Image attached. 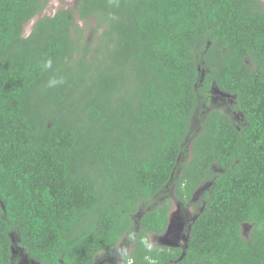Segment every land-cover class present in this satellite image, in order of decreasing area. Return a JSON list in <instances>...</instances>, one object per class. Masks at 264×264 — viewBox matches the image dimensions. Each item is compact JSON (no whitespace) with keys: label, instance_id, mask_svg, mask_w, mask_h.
<instances>
[{"label":"trees","instance_id":"16d2710c","mask_svg":"<svg viewBox=\"0 0 264 264\" xmlns=\"http://www.w3.org/2000/svg\"><path fill=\"white\" fill-rule=\"evenodd\" d=\"M48 5L0 0V264H264V0Z\"/></svg>","mask_w":264,"mask_h":264},{"label":"flooded vegetation","instance_id":"af4514ba","mask_svg":"<svg viewBox=\"0 0 264 264\" xmlns=\"http://www.w3.org/2000/svg\"><path fill=\"white\" fill-rule=\"evenodd\" d=\"M222 95H224V94H222ZM224 97H226V96L224 95ZM174 202H177L176 204L178 206L187 207V206H184V204L181 201L175 200ZM173 205H174V203H173ZM172 208H173V206H172ZM172 208H171V210L169 212V218L171 217ZM193 215H194V213H191V214L186 213V214H184L183 217H182L183 223L180 226L176 225L177 217L170 218V222H169L167 228L164 230L163 233H161V234H163V237L161 238V240L164 243H167V244L176 242V245L174 247H176V248H179V247L180 248L181 247L185 248L186 247V243H187V241L189 239L188 236H189V232H190V229H191L190 224H188V222H186V221L188 219H190V218H193L194 217ZM189 226H190V229H189ZM176 227H177V229L175 230ZM187 229H189V231L185 232ZM186 234H188L187 237H186ZM155 235H156V233H151L149 235L150 243H152V240H153ZM172 237H174V238L177 237L178 239L175 240ZM159 238H160V236L158 237V241H159ZM182 243H184V244H182ZM122 248L123 247H122V243H121L120 244V249H122ZM105 253H107V255L104 257V259H106L107 261L104 264H112L114 262H120V263L124 264L125 253L120 252L119 249H114L113 252L105 251ZM98 256H99V254H98ZM26 258H27V260H25L23 262L21 260V261L17 262L16 264H25V263L26 264H30L27 261L30 260V262H31L32 258H28L27 256H26ZM100 261H101V259L96 258V263L95 264H101ZM38 264H40V263H38Z\"/></svg>","mask_w":264,"mask_h":264},{"label":"rangeland","instance_id":"374dc122","mask_svg":"<svg viewBox=\"0 0 264 264\" xmlns=\"http://www.w3.org/2000/svg\"><path fill=\"white\" fill-rule=\"evenodd\" d=\"M75 0H64V1H60V0H49V5L47 7V9L44 11V13H47V14H53L55 13L58 9L60 8H66V7H70L71 5H73ZM35 19L32 20L29 24L26 25V28H25V35H28L31 30H32V25L34 23ZM217 99H220L219 96H216ZM221 101H222V106H224L225 108H227L228 106V102L226 100V97H221ZM221 101H217V103H221ZM177 202H174V205H173V208H172V213H171V217L170 218H175L177 217L176 219V225L177 226H180L182 223H183V215L188 213V214H191L194 212V209H193V206L190 205L188 207H182V206H178L176 204ZM196 215H194L193 218H190L188 219L186 222H188V224H192L193 220L195 219ZM190 226H189V229H190ZM177 229V227L175 228V230ZM189 229H187L185 232L189 231ZM190 234V232H189ZM160 236L159 238V241H158V237ZM188 236V234H186V237ZM163 237V234H156L152 240V246L154 247H157V246H167V247H174L176 245V242H173V243H170V244H167V243H164L161 238ZM189 237V236H188ZM174 238V237H172ZM175 240H177L178 238L175 237L174 238ZM180 243V242H179ZM186 243V242H185ZM184 244V243H182ZM132 246V244H131ZM128 250H130V248H128ZM107 255V253L105 252H102L99 254V256L97 257L98 259H101L100 263L101 264H104L107 260L104 259V257ZM20 260L25 261L27 260L26 256L24 255L23 257L20 258ZM28 263L32 264L30 262V260L28 261ZM37 264V263H36ZM112 264H122L120 262H114Z\"/></svg>","mask_w":264,"mask_h":264},{"label":"clouds","instance_id":"9594fccd","mask_svg":"<svg viewBox=\"0 0 264 264\" xmlns=\"http://www.w3.org/2000/svg\"><path fill=\"white\" fill-rule=\"evenodd\" d=\"M51 64H52V62H51V60H49V61H47L46 63H45V65H44V67L45 68H50L51 67ZM59 82H62V81H57V80H55V79H53V80H51V81H49V86L51 87V86H55L57 83H59ZM28 257V256H27ZM29 258V257H28ZM32 260H34V259H32ZM21 261V260H20ZM36 261V260H35ZM37 263H39L38 261H36Z\"/></svg>","mask_w":264,"mask_h":264},{"label":"water","instance_id":"95a60500","mask_svg":"<svg viewBox=\"0 0 264 264\" xmlns=\"http://www.w3.org/2000/svg\"><path fill=\"white\" fill-rule=\"evenodd\" d=\"M28 262V261H27ZM32 264H36V261L32 260L31 261ZM26 264V263H25ZM38 264V263H37Z\"/></svg>","mask_w":264,"mask_h":264}]
</instances>
